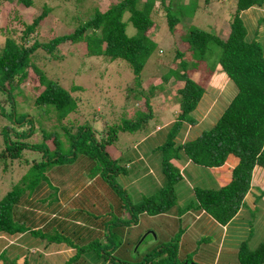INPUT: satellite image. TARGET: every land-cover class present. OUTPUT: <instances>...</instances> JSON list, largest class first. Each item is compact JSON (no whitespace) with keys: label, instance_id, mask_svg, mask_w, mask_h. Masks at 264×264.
<instances>
[{"label":"trees","instance_id":"trees-1","mask_svg":"<svg viewBox=\"0 0 264 264\" xmlns=\"http://www.w3.org/2000/svg\"><path fill=\"white\" fill-rule=\"evenodd\" d=\"M5 1L2 3L8 2L9 6L17 7L14 0ZM18 1L25 8H31L37 2ZM54 1L42 5L41 11L31 17V22L19 16L18 20H8V24H3L6 22L3 20L0 24V122L4 123L0 129L3 143L0 144V177L8 179L7 175H12L11 177L16 178V182H11L12 187L4 195H0V232L15 234L30 230L42 237H50L53 241L59 240V230H69L75 221H69L71 218L66 216V211L59 209V205L55 207L58 200L50 201V193L53 190H45V196L36 197L40 204L32 201V196L35 192L42 191V187L54 188L47 175L49 168L53 163L75 161L78 152L92 158V152L99 149L103 150L100 156L104 157L107 164L115 165L112 172L106 173L107 177L112 174L108 178H113L114 173L119 174L120 166L105 150V146L116 139L119 131H134L145 127L153 116L151 110H137L134 118L124 119V124L108 127L101 132L102 136L99 138L88 122L77 125L76 131H72L71 126L63 125L62 134L57 129L47 130L42 125L38 127L35 116L30 111L18 110L20 106L23 107V103L29 106L28 103L32 99V105L37 111L42 109L48 114L52 113L58 121L57 126L62 125V119L76 109L78 100H81V96L74 95L72 90L81 87L72 86L68 90L60 80L48 77L33 64L30 56L37 49H44L59 58L61 46L68 49L73 44L84 41L87 43L89 54L104 55L111 60L125 61L130 65L140 86V89L130 91L144 95L149 108H152L149 105L150 97L154 95L157 87L162 89L170 81L177 88L178 116L169 128L166 141L160 146L165 182L153 194L144 196L137 203H131L127 198L128 206L130 204L129 219L141 212L155 215L170 211L173 207L181 210L177 206L175 186L183 175L175 160L180 158L182 152L193 162L204 166H221L233 154L237 157V163L232 168L229 182L220 188L195 186L197 207L204 213H209L221 228L229 224L246 205V196L252 192L253 186H260L255 185L258 177L264 175V44L256 37L247 38L246 23L241 16L243 11L252 6H262L264 0H235V6L228 14L229 26L224 27L228 28V33H219L213 27L216 19L220 18V12L219 8L211 9V0L201 1L204 9L197 21L193 20L198 14L192 12L196 5L193 9H188L195 0H116L105 10L97 6L96 0ZM67 1H71L72 6ZM3 7L2 12L6 11L5 6ZM81 7L82 10L85 8L83 14L79 9ZM52 15L57 18L60 15L64 17L61 25L63 28L58 26L60 32L51 37L45 36L39 27L44 20H50ZM202 17L206 25L200 24ZM71 18L77 23L68 28ZM183 18L186 19L187 25L182 27L181 32L178 24L182 23ZM162 19L166 20L171 33L179 32L180 38L173 43V63L161 74L163 80L145 92L140 76L157 46L155 37H158V29L161 27L156 21ZM262 20L263 18L259 22ZM29 67H35L39 73L40 91L34 97L32 94L27 95L28 91L23 84ZM201 67L207 71L205 74L218 69L225 71L234 81L238 91L212 126L202 129L193 138L177 143V136L185 123L197 122L192 112L205 93V86L193 77L192 71H204ZM200 78H204L203 73ZM19 95L26 97L22 104L18 101ZM16 110L21 119L17 118ZM50 117L52 116L48 118ZM29 137H35L34 141H29ZM28 151L41 153L42 158L29 162L22 156ZM12 160L17 161L18 165L26 163L20 167L24 169L23 173L10 174L11 171L14 172L10 165L15 166L11 164ZM24 203L28 208L22 210L21 204ZM39 209L43 211L39 212ZM49 211L53 217L48 214ZM69 217H73V213L69 214ZM54 219L56 221L49 225ZM49 229L54 232L51 234L42 231ZM104 232L99 235L103 237ZM53 235L56 237L52 238ZM89 247L90 245L81 247L79 253ZM106 252L104 249L103 254ZM4 253L5 251L0 253L4 264H16L18 256L9 258ZM78 255L80 254L69 258L65 264ZM237 257L240 264H264V241L255 248L245 241L242 242Z\"/></svg>","mask_w":264,"mask_h":264},{"label":"rangeland","instance_id":"rangeland-1","mask_svg":"<svg viewBox=\"0 0 264 264\" xmlns=\"http://www.w3.org/2000/svg\"><path fill=\"white\" fill-rule=\"evenodd\" d=\"M2 1L5 0L0 1V24L3 20L6 21L3 24H8V20H18L19 16L31 22V17L41 11L45 3L51 4L54 0H36L37 2L31 8H25L18 0H14V5H17L15 8L9 6L8 2L4 4ZM115 1L96 0L97 6L101 10L107 9L109 4ZM201 1L195 0L188 6V9H193V6L196 5L192 12L198 14V16L193 21H197L201 17L199 14L202 15L203 13L204 8ZM54 2L56 3L57 1ZM67 2L71 3L72 6L71 1ZM234 2L235 0H225V2H222V0H211V9L216 10L219 8L220 12V18L216 19L213 27H221V30L217 29L224 31L225 25L229 26L227 16L235 6ZM3 6H5L6 10L4 12H2ZM157 7L160 8L158 4ZM253 7L262 8L254 10ZM72 9L74 11V8ZM79 9L81 10V14L85 12V8L83 10L82 7ZM249 12L250 14L248 15L247 13ZM243 14L242 18L245 23L249 27L253 26L256 29L257 36L264 37V4L262 6H252V9L243 11ZM1 17H4V19H1ZM63 18L61 15L58 18L52 15L50 20L43 21L42 26L39 27L40 32L45 36H53L60 28H63L61 27ZM262 18L263 20L260 23L259 21ZM200 21L201 25H206L203 17ZM75 23L77 21L71 18L68 28L72 27L70 25H75ZM156 23L161 27L158 29V37H155L157 46L140 76L141 86L146 90L145 92H148L150 88H153L163 80L161 74H164L173 63L174 53L173 49H171L173 43H176L177 40L179 41L180 38L179 32L175 34L169 31L165 19L156 21ZM178 25L181 28L179 31L182 32V27L187 25L186 19L183 18L182 23ZM253 32L254 30L251 31V34ZM19 33H15V35ZM0 42H2L1 39ZM26 42L30 44L29 41ZM80 43L73 44L68 49L61 46L59 58H55L54 54L48 53L44 49H37L30 56L33 64L48 77L60 80L61 84L68 90L72 86L81 87L80 89L72 90L74 95L81 96V100H78L77 108L62 119L60 123L62 125L57 126L58 121L52 113L48 114L42 109L37 111L35 106L32 105V99L28 103L30 104L29 106L24 105L23 102L26 100V97L22 95H19L18 101L21 104L23 103V107L19 105L20 108L18 110L23 112L30 111L35 116V123H38V127L42 125L47 130L57 129L62 134L64 132L63 125L71 126L72 131H76L77 128L75 127L77 125L88 122L95 134L98 137L100 136L99 138L102 136L101 132L103 133L108 127L124 124V119L130 120L134 118L137 110L143 112L151 110L155 118L150 120L152 126L149 132L144 127L135 132L119 131L112 145L107 144L105 146V150L109 155L112 158H116L117 162L122 166L119 165L120 172L118 175L114 173L113 178H108L112 174H109L107 177L106 173L112 172L115 169V165L107 164L104 157L100 156L103 150L98 149L93 151L92 158L83 152H78L75 161L64 164L53 163V166L49 168L47 175L53 183L54 188L47 187L45 189L42 187V191L35 192L32 196L34 197L32 201L39 203L36 197L45 196V190L46 192L53 190L50 193V201L58 200L55 207L59 205V209L63 212L66 211V216L71 218L69 221L78 220L81 224L88 221L95 224V227L90 224L92 228L83 226L78 229L82 231H80L81 238L75 242L76 245H90V247L89 250L86 249L78 260H73L68 264H240L237 252L242 242L245 241L250 247L255 248L264 241V175H260L259 178L262 185V192L260 194L262 193L263 195L260 196L255 206L256 208L245 207L246 213L244 212L242 215L240 213L237 219L229 225L227 238L221 246V230L223 228L221 229L215 222H210L205 217H200L201 219L196 220L193 226H189L186 223L187 221H191V218H188L189 216L193 217V213L202 211L196 205L198 203L196 193L191 188L193 184L198 185L192 176L184 180L189 198L185 196L183 189L178 187V184L176 185L178 206L181 208L176 216L179 217L182 213L189 212L185 219L170 218L169 212L157 216L140 214L137 223L135 219H129L131 215L128 200L131 203H137L144 196L153 194L165 182V175L159 160L160 147L156 151H154V148L156 143L167 134L172 125L170 123L171 120L178 114L179 102L176 97L177 91L170 81L162 89H158L157 87L154 95L151 96L152 98L150 97L149 105L152 108H149L144 95H137V93H131L130 91L132 89L138 90L140 86L136 82L138 80L127 62L111 60L104 55L89 54L86 41ZM201 68L204 69V67ZM206 72L205 69L204 71L201 69L192 71L195 79H198L203 84L209 80L212 84L208 88V92L202 97L205 104L217 101L221 97L217 86L213 85V82L219 77V72L213 71L211 74H205ZM202 73L204 78H200ZM209 81L207 86L209 85ZM23 84L28 91L27 95L32 94L34 97L40 91L39 73L36 72L35 67L28 68V73ZM18 110H16L17 118L21 119ZM48 115L52 117L48 118ZM3 125L4 123L0 122V129ZM13 128L18 129L15 126ZM199 128L197 127L196 130L199 131ZM152 129L156 130L152 132ZM185 129L186 131L188 129L190 131L192 126H187ZM157 130L159 131L158 137ZM10 131L14 132L12 129ZM184 132L182 130L181 134ZM34 139L35 137L28 138L31 142ZM0 144H3L1 137ZM135 144H137V149L134 148ZM22 156L27 158L29 162L42 158L41 153L36 151L32 153L28 151L27 153H23ZM9 162L11 163V161ZM16 162L13 161L11 163L15 166L10 165V168L14 171H11L10 174L15 173L17 175L23 173L24 169L20 167L26 163L18 165ZM204 171L205 169H202L201 175L199 174L195 177L196 179H200L197 181L201 185L208 182L206 177L209 176H205ZM202 175L204 176L201 177ZM7 176H9L8 179L0 177V195H4L12 187L11 182H16L14 176ZM214 176L218 177V174L214 173ZM253 191L257 193L255 188H253ZM257 197L255 196V200ZM249 199L252 201L254 198L249 197ZM55 207L52 208L54 209ZM26 208H28L27 204H21L22 210ZM42 211L39 209V212ZM51 213V211L48 212L53 217L54 215ZM68 213H73V217H69ZM57 214L59 215V211ZM55 221L56 219L49 225ZM101 226L105 227L103 237L98 236V231H96L97 235L90 240V236L94 230H99L98 228ZM186 227L189 230H184ZM76 230L77 225L75 224L69 228V241L78 236L79 233ZM42 231L44 233L48 231L51 234L54 232V230L50 229ZM6 239L8 241H0V248L6 242L10 244L8 243L10 242L9 239ZM63 247L65 248V256L68 257V247ZM104 249L107 250L105 255L103 254ZM77 251L76 247L73 252ZM54 260V258L45 259L43 260V264H55ZM118 260H122L123 262L119 263ZM65 262L67 261L64 260L61 264H65Z\"/></svg>","mask_w":264,"mask_h":264},{"label":"crops","instance_id":"crops-1","mask_svg":"<svg viewBox=\"0 0 264 264\" xmlns=\"http://www.w3.org/2000/svg\"><path fill=\"white\" fill-rule=\"evenodd\" d=\"M261 8L262 7H253L254 10H256V9L259 10ZM249 9H252V7H250ZM247 14L249 15L250 12ZM241 16L242 17L244 16L243 12L241 13ZM229 19H230V17L227 16V21ZM246 27H247V38L248 39H253L252 37L254 36V38L256 37L258 40H260L261 42L264 43V37L257 36V31L253 26L249 27L246 24ZM215 28L216 29L218 28L220 30L222 29L221 27H218V26H216ZM218 29H217V32H219V33H228V31H229L228 28L227 29L224 28V31H219ZM252 30H254L253 34H251ZM217 71L219 72V77L217 78L216 81L213 82V85L217 86V90H219V92L221 93V97L218 98L217 101H213L211 103L209 102L207 104H205L203 102V99L201 98L198 106L192 112V115L196 118L197 122L195 124L185 123V125L183 126V129H182L185 132L182 134H181V132L179 133V135L177 136V139H176L177 143H181L186 139L193 138V137L197 136V134L202 129H205V128L212 126L221 117V115L223 114L225 109L229 106L230 102L233 100V97L236 95L238 89H237V86L235 85L234 81L227 75V73L225 71H222V70H217ZM212 72L213 71H210L208 73L211 74ZM208 81H207V83L204 84L205 93L208 92V88L212 85L209 81V85L207 86ZM178 110H179V108H178ZM177 113H178V111H177ZM177 116H178V114L171 120L170 123H173ZM154 118L155 117L152 116V118H150L148 120V123L144 127L145 129L148 130V132L150 131L151 126H152V124H150V122H151L150 120L154 119ZM187 126H192V129L190 131H189V129L186 131L185 127H187ZM197 127L198 128L202 127V128H199V131H198V130H196ZM139 129H141V128H139ZM139 129H136V130H139ZM136 130L131 131V132H135ZM155 130L156 129H152L151 131L153 132ZM127 131H129V130H127ZM158 136H159V131L157 130V137ZM165 138H167V134H165V136L160 141H158L156 143L154 151H156V149H158L166 141ZM112 143H109V145L110 144L112 145ZM134 148L137 149V144H135ZM159 156H160L159 160L161 162V159H162L161 149L159 150ZM114 159H116V158H114ZM175 162L180 167L181 173L183 175L181 180H179V182H177L176 185L178 184V187H181L183 189V191H184L183 193L185 194V196L187 198H189L188 194H187L188 190H187L186 182L184 183V180H187L189 176H192L194 178L195 182L198 184V185L193 184V187L191 186V188H193L194 191H195V186H199V187H203V188H218V187L220 188L223 185H225L227 182H229V180L231 179L232 168L237 163V157L235 155L231 154L228 157L227 161L221 166H204V165L193 162L188 156H186L182 152L180 158L175 160ZM117 163H118V165H120L119 162H117ZM206 168L209 170H207ZM202 169H205L204 175L209 176V177H206L208 179V182L204 185H201L199 183V181H197L200 179L195 178L197 175H199V174L201 175ZM214 173H217L218 177L214 176ZM204 175H202L201 177H203ZM121 176H122V174H121ZM211 178L214 179V181H212ZM255 185H260L257 187L253 186V188H255L257 190V193H255L252 189V192H249V194L246 196V201H247L246 205L243 208H241V210L237 213V215L232 219V221L229 224L222 226L223 229L221 228L222 233H221L220 246L222 245L223 242H225V240L227 238L228 231H229L228 230L229 225L231 223H233L234 220L237 219L238 215L240 213H241L240 215H242L244 212L246 213V211L244 209H246L247 207L256 208L255 206H256L257 202L259 201L260 196L263 195L262 193L260 194V192H262V189L259 187H262V185L260 184L259 177L257 179V184H255ZM175 189H176V186H175ZM176 193H177V190H176ZM255 196H258L256 198V200H255ZM249 197L254 198V199L251 201L249 199ZM167 212L170 213L169 214L170 218H173V219L179 218V220L185 219L186 216L189 214V212H184L181 215H179V217H177L176 215L178 214L179 209H177L176 207L171 208V210L167 211ZM167 212H165V213H167ZM140 214L141 215H150L146 212L138 213L136 217L132 218V219H135L136 223L138 221V216ZM161 214L162 213H159V214H155L153 216H157V215H161ZM200 217L201 218L205 217L207 219V221L215 222V219L209 213H204V211H199V212L193 213V217L189 216L188 218H191V221H187L186 223L189 226H193V225H195L196 220L201 219ZM215 223L218 224V222H215ZM90 224H92L95 227L94 223H89L88 221H86V223L84 222L83 224H81L80 221L76 220L75 221V225H77L76 231H78L79 234L75 239L68 241V242H66V240H67V238H69L68 237L69 230H59L60 234H58V237L60 239L56 240V241L51 240L50 237L47 238V237H42L39 234H34L30 230H27L25 232L15 233V234H8V233L0 232V241L1 240L8 241L6 238H8L10 241V242H8L10 244H7V242H6L5 245L1 247L4 249L0 248V253L2 251H5L4 254H6V256H8L9 258H14L15 256H18L16 259V264H43L44 263L43 260L48 259V258H54L55 264H58V263L61 264L64 260L67 261L70 257H72L76 253V252H73V250L76 249V246H77L75 242L77 239L81 238L80 231H82V230H78V229L80 227H83V226L88 227V228H92V225H90ZM98 229L99 230H94V232L91 234L90 240L94 236L97 235L96 231H98V236H100V237H101V235H99V234H102L105 231V227H102V226L99 227ZM184 230H189V228L186 227V228H184ZM62 236H64V238H62ZM52 238H54V237H52ZM63 246L68 247V249H67V254L69 255L68 257L65 256L66 255L65 248ZM81 246H83V245L81 244ZM13 247H16V248H13ZM230 250H234V249H230ZM82 255H83V253L78 255L73 260L74 261L78 260ZM237 256H238V252H237ZM73 260H71V261H73ZM0 264H4V260L1 256H0Z\"/></svg>","mask_w":264,"mask_h":264},{"label":"clouds","instance_id":"clouds-1","mask_svg":"<svg viewBox=\"0 0 264 264\" xmlns=\"http://www.w3.org/2000/svg\"><path fill=\"white\" fill-rule=\"evenodd\" d=\"M108 145H109V144H108ZM50 181H51V180H50ZM52 184H53V183H52ZM53 237H56V235H54ZM57 238H58V236H57ZM67 240L69 241V238H67ZM83 246H85V245H83ZM83 246H81V245L78 246V245H77L76 247H77V250H78V251H77L73 256H75L76 254H82V253H84L85 251L79 253L80 248L83 247ZM70 258H71V257H70Z\"/></svg>","mask_w":264,"mask_h":264}]
</instances>
